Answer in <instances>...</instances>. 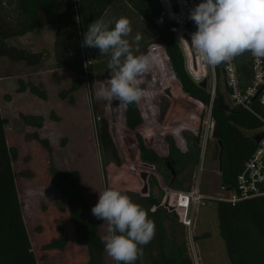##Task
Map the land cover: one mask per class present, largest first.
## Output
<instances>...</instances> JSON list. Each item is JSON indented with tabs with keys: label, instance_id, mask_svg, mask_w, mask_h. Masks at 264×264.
<instances>
[{
	"label": "rangeland",
	"instance_id": "obj_1",
	"mask_svg": "<svg viewBox=\"0 0 264 264\" xmlns=\"http://www.w3.org/2000/svg\"><path fill=\"white\" fill-rule=\"evenodd\" d=\"M12 17H5V20L13 23ZM137 22L136 18L129 21L131 31L126 39L131 46L139 33ZM141 38L149 43L148 47L140 50V45L136 46L132 49L133 54L154 57V62L137 80L149 98L137 103L142 122L134 130L125 125L123 103L115 99L103 101L95 96L96 90L107 83L108 56L99 55V50L94 48V69L87 77H79L54 67V60L47 56L53 50L50 46L47 50L32 51L31 38L12 37L7 40L18 48L42 54L40 66L39 63L38 66L26 65L0 56V115L6 120L7 146L15 148L17 153L12 167L25 227L38 264H66L64 252L43 247L58 235L65 236L67 243L74 235L68 209L72 200L58 190V172L69 170L77 174L80 197L91 217L100 222L99 232L103 236L106 223L91 213L98 193L112 188L140 195L147 189L149 176L160 179L154 169L156 166L140 162L137 135L160 156L167 154L165 136L173 140L179 151H184L183 133L188 131L199 135V101L182 92L162 46L154 43L155 37L145 33ZM77 80L79 82L75 84ZM217 83L224 101L232 106L220 75ZM206 84L209 86L210 82ZM30 86L43 92L44 97L31 93ZM25 117L30 119V123L25 122ZM102 123L106 124L118 154L117 165L103 163L100 155L96 132ZM33 133L48 141L49 151L32 138ZM253 133L245 131L247 135ZM178 169L176 189L188 190L199 177L200 190L207 197L202 200V205L196 207L192 228L199 264H230L218 233L215 211L216 200L229 194L221 189L218 145L213 135L206 142L202 163L200 151L195 163L182 162ZM175 230L178 241L184 240L188 255L186 231L177 220ZM72 245L76 247L75 243ZM73 246L68 248L70 253Z\"/></svg>",
	"mask_w": 264,
	"mask_h": 264
},
{
	"label": "trees",
	"instance_id": "obj_2",
	"mask_svg": "<svg viewBox=\"0 0 264 264\" xmlns=\"http://www.w3.org/2000/svg\"><path fill=\"white\" fill-rule=\"evenodd\" d=\"M118 9L120 12H117ZM40 13L47 24L56 26L53 37L54 67L65 69L79 77H87L94 69V48L81 47L82 34L88 24L103 19L111 26V22L120 17L128 21L136 18L140 37L147 33L150 37H155L154 43L162 46L182 92L204 105L208 104L207 90L194 83L186 72L183 52L169 30L170 24L164 17L159 0H0V56L24 62L26 65H37L41 62V53L30 52L7 42L11 37L37 32L40 27ZM5 17H12L13 23L9 24ZM148 44L141 38L138 43L132 44V49L140 45V50H144ZM106 56L108 55L105 58ZM235 61L240 77L246 79V56L240 54L235 57ZM215 68L218 74V65ZM78 82L77 80L75 84ZM29 91L44 97V93L38 92L33 86L29 87ZM219 95L222 94L217 88L211 114L218 134L215 138L217 145L221 142V149L218 145L220 182L224 188L232 191L243 163L255 147L253 136L245 134V131L257 129L260 122L238 107H229L227 110L217 107ZM123 105L125 125L129 130H134L142 122L137 103ZM256 110L264 114L261 108L256 107ZM24 120L27 124L30 123L29 118L25 117ZM5 124L6 120L0 115V264H38L25 227L12 167L17 153L15 148L7 146ZM32 138L45 150H50L46 139H40L36 133L32 134ZM183 138L185 149L179 151L173 140L165 136L168 146L165 156H160L147 147L139 135L136 139L140 162L143 165L156 166L154 169L161 180L173 189H176V176H172L168 164L177 175L182 162L195 163L200 154L199 135L186 131ZM96 139L103 163L117 165L119 157L105 123L99 125ZM77 178L75 172L65 170L58 172L56 179L58 190L72 200L68 205L69 219L73 225L76 244L84 247L86 253L84 263L66 260V264H104L105 249L99 232L100 222L91 217L88 207L80 197ZM146 182L145 196L132 191H120L140 205L154 224V234L147 244L140 246L135 264H192L185 253L184 240L178 241L176 236L175 217L159 205L163 193L156 178L149 176ZM215 211L218 233L224 243L229 263L264 264V197L234 203L216 200ZM71 245L67 243L65 236L58 235L43 248L70 253L68 248H72Z\"/></svg>",
	"mask_w": 264,
	"mask_h": 264
},
{
	"label": "clouds",
	"instance_id": "obj_3",
	"mask_svg": "<svg viewBox=\"0 0 264 264\" xmlns=\"http://www.w3.org/2000/svg\"><path fill=\"white\" fill-rule=\"evenodd\" d=\"M189 18L195 25L190 44L209 66L229 62L245 52L264 59V0H199ZM130 31L129 21L121 17L111 26L103 19L94 20L82 34L81 47L96 48L99 55L109 56L107 83L95 92L103 101L115 99L129 105L149 98L137 80L148 72L154 57L133 54L126 39ZM140 39L137 34L132 44ZM91 213L107 225L101 242L108 256L116 264H135L140 246L154 234V224L145 210L126 194L105 188L98 193Z\"/></svg>",
	"mask_w": 264,
	"mask_h": 264
},
{
	"label": "built area",
	"instance_id": "obj_4",
	"mask_svg": "<svg viewBox=\"0 0 264 264\" xmlns=\"http://www.w3.org/2000/svg\"><path fill=\"white\" fill-rule=\"evenodd\" d=\"M159 1L164 17L170 24L169 30L183 52L187 74L197 85L204 79H206V83L210 82L209 86L206 84V90L209 94L208 104L204 105L199 102L201 163L206 142L215 130L211 110L218 88L217 78L219 75L223 79L232 103L230 106L224 101L228 107L243 109L260 122V127L253 130L252 132L255 133L251 135L262 134V137L258 143H255L254 149L243 163L241 171L237 175L234 190L227 191L229 195L218 200L234 203L240 200L264 197V114L256 110V107L264 110V59H256L249 52L242 53L248 61V77L246 79L240 77L235 57L229 62L218 64L219 73L217 74L215 66H209L203 62L202 57L185 40L186 36L190 38V33L195 31L189 13L199 3V0H176V12L173 11L169 0ZM181 37L184 40L180 41ZM160 179L156 178L163 193L159 205L174 216L185 229L188 256L192 264H199L200 259L195 248L192 228L196 207L202 205V200L207 198L200 190L199 177L195 179L188 190L173 189ZM146 194L147 192H142L140 195L145 196Z\"/></svg>",
	"mask_w": 264,
	"mask_h": 264
},
{
	"label": "crops",
	"instance_id": "obj_5",
	"mask_svg": "<svg viewBox=\"0 0 264 264\" xmlns=\"http://www.w3.org/2000/svg\"><path fill=\"white\" fill-rule=\"evenodd\" d=\"M39 20H40L39 21L40 27H39V30L37 32H34V33L33 32H29V33H26L25 35H22V36H16V37H18L20 39L21 38L22 39H27V38L30 39L31 38L33 40V43L31 44L32 45V48H31L32 51H33V49L34 50H38V51H40L41 49L47 50V48L49 46L51 48H53V37H54V32H55L56 26L47 24L45 22V19H44V16H43L42 13L39 14ZM52 52H53V50L51 51V53H47L48 54L47 56L51 57V59L53 60ZM40 63H39V66H40ZM39 70L40 69H38V71ZM143 192L144 193L147 192V189H145ZM72 230H73V225H72ZM75 239H76L75 235H73L68 240V243H71V244L75 243L76 244V240ZM64 254H65L64 259L67 260L68 262L74 261V262L84 263L86 261V253H85L84 247H82L80 245H77V244H76V247H74V249H72L71 253H67V251H65ZM104 259H105L104 264H107V261L110 262V264H115L116 263L115 261H113L111 259V257L108 256L107 252L105 253V258ZM106 259H107V261H106Z\"/></svg>",
	"mask_w": 264,
	"mask_h": 264
},
{
	"label": "water",
	"instance_id": "obj_6",
	"mask_svg": "<svg viewBox=\"0 0 264 264\" xmlns=\"http://www.w3.org/2000/svg\"><path fill=\"white\" fill-rule=\"evenodd\" d=\"M169 1L171 3V6L173 8V11L176 12L177 11L176 0H169ZM193 29H195L194 23H193ZM189 39H190L189 37H187V36L185 37V40L188 43V45H191ZM198 86L201 87V88H203V89H205L206 88V79L202 80L198 84ZM216 106L219 107V108H221V109H224V110H227L229 108L228 105L224 102V98H223L222 95H219L218 96V102H217ZM213 137L214 138H217L218 137V134H217V131L216 130H214V132H213ZM261 137H262V134L255 135V136H253V141L255 143H258L259 140L261 139ZM149 140L151 141V138H149ZM218 145L220 146V149H221V142L220 141L218 142ZM146 146L148 147V145H146ZM219 160H220V152H219ZM168 167L171 170L172 176L175 177V171H174V169L171 167L170 164H168ZM221 189H224L226 191H229V188H224L223 185H221Z\"/></svg>",
	"mask_w": 264,
	"mask_h": 264
}]
</instances>
